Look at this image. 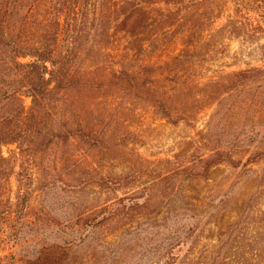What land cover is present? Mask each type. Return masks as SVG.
<instances>
[{"label":"trees","instance_id":"trees-1","mask_svg":"<svg viewBox=\"0 0 264 264\" xmlns=\"http://www.w3.org/2000/svg\"><path fill=\"white\" fill-rule=\"evenodd\" d=\"M193 1L198 0H0V221L16 213L13 201L20 195V187L15 192L11 186L7 188L12 167L1 150L4 143L23 141L19 154L29 144L41 152L52 147L76 146L83 160H77L75 168L79 171L80 167L82 176L92 174H87L90 178L86 183L102 188L123 181L128 188L119 201L109 204L107 200L88 207L72 223L67 218L68 230L74 231L76 226L85 231H101L103 237L113 235L117 242L120 233L130 228L137 230L134 225L141 220L146 226L143 230L157 226L156 241L147 243L152 246L150 250L145 247V252L153 255L149 262L145 260L148 264H264V244L259 246L256 236L243 237L248 244L230 246L222 242V237L207 236L196 247V243L187 244L195 228L171 226V218L176 219V224L179 222L178 213H199L196 211L201 204L196 203L188 188L192 181L208 178L220 165L236 168L243 162L242 156L237 157L220 142L213 120L222 106L224 93L247 81L250 72L201 76L200 63L192 58L206 42L166 41L185 36V24L204 15L203 10L199 11L204 0H199V5ZM160 3L166 8L158 6ZM16 14H21L22 24L14 38L8 36L5 25ZM31 16L35 19L28 27ZM149 18L162 21V25L143 28ZM59 42L71 43L61 49ZM147 42H157V55L136 58L137 48H151ZM21 56L33 59L21 62ZM27 98L30 105L26 104ZM130 100L143 102L159 119L174 126L193 123L203 109L214 107L205 131L210 135L200 137L194 148L159 157L151 164L140 163L134 168L133 161L128 162L119 173L109 171L108 167L100 170L97 163L105 153L113 158L110 152L117 150L113 147L121 136L115 134L118 119L111 116ZM76 151L64 156H74ZM250 162H264V151L251 154L245 160L246 164ZM143 176L144 186L132 190V183L137 177L141 182ZM27 210L29 218L23 220L25 212L18 213L17 223L28 231H34L45 220L44 224L59 225L49 212L41 218L34 207ZM165 230L170 234H165ZM82 243L83 240L78 244ZM124 244L119 241L114 247L101 240L95 252L102 253L106 264H143L134 255L121 257L126 250ZM56 246L63 251L65 264L77 263L66 247L52 245L48 249ZM145 252L141 259L148 258ZM90 261L99 263L95 258ZM0 264L21 263L0 252Z\"/></svg>","mask_w":264,"mask_h":264},{"label":"rangeland","instance_id":"rangeland-1","mask_svg":"<svg viewBox=\"0 0 264 264\" xmlns=\"http://www.w3.org/2000/svg\"><path fill=\"white\" fill-rule=\"evenodd\" d=\"M198 1L193 3L198 4ZM188 2L186 0L185 3ZM158 6L166 8L162 3ZM200 8L199 11L203 10L204 15H197L185 24V36L166 38V41L206 42L196 50V56L192 58L200 63L201 76L210 77L239 70L250 72L251 77L247 81L224 93L222 106L213 120L216 125L214 127L220 134V142L237 157L242 156L243 162L236 168L220 165L214 168L208 178L192 181L188 188L196 203L201 204L196 211L199 213H178L179 222L176 224V219L171 218V226L189 225L195 228L194 233L190 232L187 244L196 243V247H200L207 236L222 237V242L227 246L231 243L248 244L243 237L253 239L256 236L261 246L264 244V162L246 164L245 160L258 150L264 151V0H204ZM151 18L142 24L143 28L154 29L162 25V21ZM33 19L35 18L31 16L30 23L27 22L28 27L32 25ZM21 24V14L10 17L5 25L8 36L15 38ZM25 32H30V29ZM70 43L59 42L58 45L64 49L65 44ZM84 43L89 45L93 42ZM118 43L131 45L134 42ZM147 43L151 44V48H137L136 58L157 55V42ZM133 52L131 51V55ZM32 59L31 56L19 58L21 62ZM26 104L30 105L29 98ZM148 107L139 100H130L126 107L113 112L111 117L118 119L115 134L121 136L113 147L117 150L110 152L113 158L109 159L108 153H105L97 163L100 170L108 167L109 171L119 173L128 162L133 161L134 168L140 163L151 164L152 160L157 161L159 157L194 148V143L200 137L210 135L205 131L209 128L214 107L203 109L195 122L178 126L159 119L157 113H153ZM217 130L214 131L215 135ZM215 135L213 134L214 137ZM22 142L4 143L1 149L4 156L10 159L9 166L12 167L9 169L11 175L8 177L7 188L11 186L15 192L20 187L19 198L13 201L16 213L9 219L2 218L0 221L1 254L13 256L21 264H43L45 261L50 264H65V255L60 247L48 249L52 245H58L69 250L66 252L71 258L77 259L76 264H91L90 258H95L98 264H106L107 259L102 253L95 252L96 248H100L98 243L104 240V243L115 247L119 245V241H124L126 250L121 257L127 255L129 258L134 255L143 264L145 260L149 262L153 255L145 252V247L150 250L152 246H147V243L156 241L157 226L147 225L149 229L143 230L146 228L144 223L136 221L134 226L138 229L130 228L120 233L117 242L113 235L103 237L101 231H85L76 226L71 231L66 227L67 218L70 219L69 223L74 222L76 215L88 207H95L107 200L109 204L113 200L119 201L118 198L124 196L128 188L123 181L102 188L91 182L86 183L90 178L87 174L91 172L82 176L80 167L79 171L75 168L76 161L83 160V157H79L82 155L76 146L71 149L52 147L41 152L35 149V145L29 144L19 154ZM63 150L66 151L64 154ZM73 150H77L74 156H64ZM95 174L93 171V175ZM138 178L140 177L132 183V190L144 186L146 177L143 176L141 182ZM130 180L132 178L127 181ZM32 207L39 212L41 218L47 217L46 213L49 212L59 221V225L44 224L45 220L34 231L22 228L17 223V214L23 215L25 212L23 220H27V208ZM203 229L205 232H200ZM164 232L169 235L171 231ZM233 239L236 241L233 242ZM81 240L83 243L78 244ZM175 250L179 251L177 248ZM144 252L148 258L141 259ZM109 261L113 262L111 259Z\"/></svg>","mask_w":264,"mask_h":264}]
</instances>
